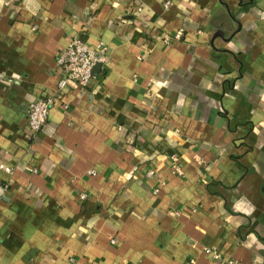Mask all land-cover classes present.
I'll use <instances>...</instances> for the list:
<instances>
[{
    "label": "crops",
    "instance_id": "1",
    "mask_svg": "<svg viewBox=\"0 0 264 264\" xmlns=\"http://www.w3.org/2000/svg\"><path fill=\"white\" fill-rule=\"evenodd\" d=\"M0 164V264H264V0H0Z\"/></svg>",
    "mask_w": 264,
    "mask_h": 264
},
{
    "label": "built area",
    "instance_id": "2",
    "mask_svg": "<svg viewBox=\"0 0 264 264\" xmlns=\"http://www.w3.org/2000/svg\"><path fill=\"white\" fill-rule=\"evenodd\" d=\"M165 6H169V1L165 3ZM182 37V33L178 31L173 35H166L162 38L164 43H170L174 40H179ZM108 60L105 55V50L101 47H92L83 39L78 36L73 37L69 44L58 54L57 66L61 72V78L58 82L57 95H61L68 87L70 82H75L81 87L89 85L94 77V70L98 63L104 64ZM54 97H41L33 100L28 105L27 122L30 130L33 134H38L45 122L48 119V114L51 106L53 105ZM69 106L64 105L67 109ZM173 168L179 173L180 168L177 163L178 159L174 158ZM0 169L11 173L12 168L4 164H0ZM89 174L95 175L94 170H90ZM153 174V171H148L147 175ZM155 192H159L156 189ZM82 199L87 198V194H81ZM115 242V240H113ZM206 253L209 254L214 260H222L223 255L217 249L206 248Z\"/></svg>",
    "mask_w": 264,
    "mask_h": 264
},
{
    "label": "water",
    "instance_id": "3",
    "mask_svg": "<svg viewBox=\"0 0 264 264\" xmlns=\"http://www.w3.org/2000/svg\"><path fill=\"white\" fill-rule=\"evenodd\" d=\"M101 66H102V64H101V63H98V64L96 65V67H95V70L98 69V68H100Z\"/></svg>",
    "mask_w": 264,
    "mask_h": 264
}]
</instances>
